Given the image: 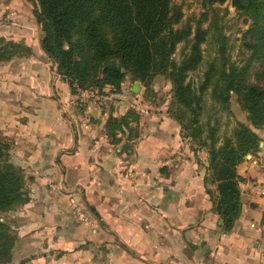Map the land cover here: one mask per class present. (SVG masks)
Instances as JSON below:
<instances>
[{"label":"crops","instance_id":"obj_1","mask_svg":"<svg viewBox=\"0 0 264 264\" xmlns=\"http://www.w3.org/2000/svg\"><path fill=\"white\" fill-rule=\"evenodd\" d=\"M35 1L0 0V37L31 50L0 63V136L28 193L8 212L20 264H264V141L236 166L240 212L226 231L206 154L165 105L140 113L71 92L41 48ZM129 111L113 142L108 118Z\"/></svg>","mask_w":264,"mask_h":264},{"label":"trees","instance_id":"obj_2","mask_svg":"<svg viewBox=\"0 0 264 264\" xmlns=\"http://www.w3.org/2000/svg\"><path fill=\"white\" fill-rule=\"evenodd\" d=\"M225 1L200 0L203 8ZM230 2L250 20L244 35H249L244 45L250 54L241 65L210 61L198 94L187 76L202 61L201 45L208 30L199 24L194 28H175L182 13L172 0H36L33 10L42 31L41 48L56 64L60 79L68 83L71 92L119 90L126 73L145 90L157 75L171 82L172 100L167 113L180 125L182 135L205 148L208 175L204 180L215 184V211L226 231L240 212L239 182L243 178L237 174L236 166L245 155L257 151L260 138L250 126L237 122L231 134L221 140L212 126L206 139L201 140L198 114L202 95L211 87V97L226 106L230 94L235 92L250 125H264V67L256 70L254 83L248 82L252 62L264 61V0ZM220 37L219 52L224 56L226 38ZM180 42L185 43L188 51L176 61L172 55ZM30 52V47L0 37V63ZM178 105L190 110L188 123L184 121L186 111ZM136 119L133 111L109 117L107 136L113 142L119 141L118 132L130 128V121ZM3 139L0 136V264H9L15 235L9 224L3 222L1 213L25 203L28 193L22 170L10 161V146Z\"/></svg>","mask_w":264,"mask_h":264},{"label":"rangeland","instance_id":"obj_3","mask_svg":"<svg viewBox=\"0 0 264 264\" xmlns=\"http://www.w3.org/2000/svg\"><path fill=\"white\" fill-rule=\"evenodd\" d=\"M172 4L178 7L182 13L179 23L174 26L175 28L185 25H190L192 28H194L197 24H199L202 28H206L208 30L206 41L201 45L203 51L202 61L198 67L195 70L190 71L187 76V80L191 82L196 94H198L199 92L197 91V88L199 87L200 81L203 79V74L210 61L214 60L217 64H219L220 60L221 62L224 60L226 65L230 63L241 65L244 63L245 59L248 58L250 51L246 49L244 41L249 38V35H246V37L244 35L250 27V20L242 13L237 11L231 5L230 0L225 1L222 4H214L208 8H203L200 0H172ZM220 35H223V37L226 38L224 56L219 52V45L221 42ZM187 51L188 47L185 45V43L180 42L177 44L172 58L176 61H179ZM258 67H264V61L260 63L259 61L254 60L252 62L248 82L254 83L256 81L255 72L257 69H259ZM122 82L124 83L123 88L125 89L128 96V100H124L122 104L129 103V106L133 107L130 102H134L136 103V109L140 111V113L146 111L143 107L145 102L151 103L152 106L155 105L158 107L160 105H165L166 111L171 105L172 85L171 82L163 75L155 76L150 81L147 90H145L139 81L134 80L130 73H126ZM132 84L140 87V94L137 93V95H134L131 92L130 88ZM210 89L211 87L208 88L202 95V100L200 103L201 109L198 114V122L202 128V132L200 134L201 140L206 139V137L209 135V126L216 128L215 135L219 138V140H221L224 136L231 134L237 122H241L250 126L254 131L261 129V132L264 135V125L260 128H254L250 125L249 121L247 120V113L242 108L239 102V97L235 92L230 94L229 101L225 106L211 97ZM178 107L181 110L186 111V117L184 118V121L188 123L191 115L190 110L184 108L183 106L181 107L180 105H178ZM132 110L135 109L132 108ZM152 110L155 111L154 108H152ZM180 132L184 133L181 128ZM184 137L188 138L187 136ZM259 138L260 142L264 141V138ZM188 142L190 143L189 146H191L193 150L198 149V152L200 151L198 155H200V153L202 156L206 154L205 156L207 159V152L205 148H199L198 145L194 144L190 138H188ZM9 146V159L12 161V145L9 144ZM257 150H259V145ZM249 154L245 156H248ZM201 159H203V157ZM208 182L211 183L210 180H208ZM1 218L3 222L7 225L9 224V227L11 228L12 222L9 213H1ZM14 232L15 231L13 230L11 231L12 234H14ZM20 259L21 256L19 254L12 252V257L9 264H20Z\"/></svg>","mask_w":264,"mask_h":264},{"label":"built area","instance_id":"obj_4","mask_svg":"<svg viewBox=\"0 0 264 264\" xmlns=\"http://www.w3.org/2000/svg\"><path fill=\"white\" fill-rule=\"evenodd\" d=\"M78 91L81 93H85L87 99L97 106H101L111 101L116 102L118 104H122L124 100H128V96L124 88H120L119 90H105L103 92L81 89H78ZM130 104L133 107L137 108L135 105L136 103L130 102ZM260 192L264 194V185L260 187Z\"/></svg>","mask_w":264,"mask_h":264},{"label":"water","instance_id":"obj_5","mask_svg":"<svg viewBox=\"0 0 264 264\" xmlns=\"http://www.w3.org/2000/svg\"><path fill=\"white\" fill-rule=\"evenodd\" d=\"M221 222V221H220Z\"/></svg>","mask_w":264,"mask_h":264}]
</instances>
